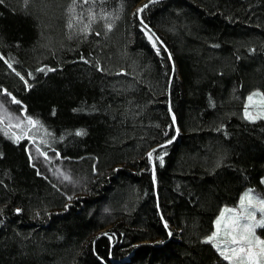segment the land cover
<instances>
[{
  "label": "trees",
  "instance_id": "16d2710c",
  "mask_svg": "<svg viewBox=\"0 0 264 264\" xmlns=\"http://www.w3.org/2000/svg\"><path fill=\"white\" fill-rule=\"evenodd\" d=\"M256 90L264 0H3L0 91L32 129L0 120V264H225L216 219L264 178Z\"/></svg>",
  "mask_w": 264,
  "mask_h": 264
},
{
  "label": "rangeland",
  "instance_id": "374dc122",
  "mask_svg": "<svg viewBox=\"0 0 264 264\" xmlns=\"http://www.w3.org/2000/svg\"><path fill=\"white\" fill-rule=\"evenodd\" d=\"M146 5V1H143L135 9L137 12L138 9L143 8ZM25 109L24 106L17 102L16 99L6 91H0V120L11 127L16 131H23L27 125H30L27 129L29 132L32 129V124L29 119L24 115ZM244 116L248 121H264V94L260 90L251 92L246 99V105L244 110ZM31 157L34 162V165L40 172L46 173L51 178L55 179L60 183H68L70 185H79L77 180L71 176L66 168L63 167L62 162L58 161L54 164L53 168L50 167L49 161L55 162L56 158L54 154L44 155L40 152L35 146L31 147ZM249 190H253L252 195V209L251 212L255 213L256 221H259L262 218V214L259 209L262 207L259 203L260 199H264V178L262 179V188H248L240 197V200L230 206H226L220 216L216 219L221 220L219 226L215 222V230L210 237H215L212 240L208 241L212 243L218 253L220 254L222 260L225 264H242L241 256L233 255L232 248L237 247V245H232L231 239L233 235L238 233L233 232V223L232 220L235 218V215L241 214V209L239 207L242 197H245V193H248ZM248 206V198L245 197V207ZM223 214V218H222ZM250 212H245L243 215H250ZM245 221H241L243 225ZM255 237H259L261 240H264V226L255 228ZM258 251V249L254 248ZM230 257V259H225V257ZM247 264V262H245ZM261 264H264V260L261 261Z\"/></svg>",
  "mask_w": 264,
  "mask_h": 264
},
{
  "label": "snow or ice",
  "instance_id": "6c2138e0",
  "mask_svg": "<svg viewBox=\"0 0 264 264\" xmlns=\"http://www.w3.org/2000/svg\"><path fill=\"white\" fill-rule=\"evenodd\" d=\"M2 2L3 0H0V3ZM143 7L146 8L147 5H144ZM138 11L142 12L143 8L138 9ZM151 155L152 153H149L150 157ZM252 195L253 190H249L248 193H245V197L248 198V206L245 207V197H242L239 205L241 209V214L235 215V218L232 220V231L238 233V238L237 235H233L231 239L232 245L238 246V248H232V253L233 255L241 256L242 264H245V262H247V264H261V261L264 260V240H261L259 237H255V228L264 226V199L259 200V203L262 206L259 209L262 214V218L259 221H256L255 213L251 212ZM245 212H250L251 214L247 216L243 215V213ZM242 220L245 221L243 225L241 224ZM220 223L221 220L218 219L216 221L217 226H219ZM165 227H167V225H165ZM214 238L215 237H209V240H212ZM254 248L258 249V251L254 250ZM225 259H230V257L226 256Z\"/></svg>",
  "mask_w": 264,
  "mask_h": 264
},
{
  "label": "water",
  "instance_id": "95a60500",
  "mask_svg": "<svg viewBox=\"0 0 264 264\" xmlns=\"http://www.w3.org/2000/svg\"><path fill=\"white\" fill-rule=\"evenodd\" d=\"M159 1H163V0H157V2H159ZM152 3H156V1H154V2H152ZM150 4H151V3H150ZM150 4H149V5H150ZM149 5H147V7H148ZM144 9H145V8L143 7V11H144ZM143 11H142V12H143ZM142 12L139 11V15H140V16H141ZM157 40H158L159 42H161L160 39H157ZM168 145H170V143H168V144H164V145H162L161 147H158L157 149L164 148V147H166V146H168Z\"/></svg>",
  "mask_w": 264,
  "mask_h": 264
}]
</instances>
